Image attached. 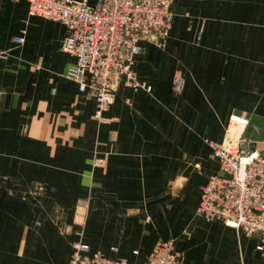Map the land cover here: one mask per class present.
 I'll use <instances>...</instances> for the list:
<instances>
[{
  "label": "crops",
  "instance_id": "1",
  "mask_svg": "<svg viewBox=\"0 0 264 264\" xmlns=\"http://www.w3.org/2000/svg\"><path fill=\"white\" fill-rule=\"evenodd\" d=\"M172 11L166 44L141 42V86L121 82L98 120L68 76L65 26L0 0V264H68L77 242L143 264L161 238L182 264H264L257 236L197 214L211 142L264 148V0Z\"/></svg>",
  "mask_w": 264,
  "mask_h": 264
},
{
  "label": "built area",
  "instance_id": "2",
  "mask_svg": "<svg viewBox=\"0 0 264 264\" xmlns=\"http://www.w3.org/2000/svg\"><path fill=\"white\" fill-rule=\"evenodd\" d=\"M27 2L30 15L65 26L61 48L75 57L68 76L78 83L81 92L95 98L94 117L98 120L114 104L121 82L135 88L141 86L134 71L141 42L163 46L173 26L174 0ZM13 41L22 45L25 37L19 34ZM183 89L184 81L176 79L174 92L181 94ZM210 144L219 169L201 187L197 214L207 220H222L248 236H257V249L264 257V154L241 136H227L220 143ZM74 247L68 264H128L126 259L90 252L86 243L77 242ZM182 262L175 240L159 239L143 264Z\"/></svg>",
  "mask_w": 264,
  "mask_h": 264
},
{
  "label": "rangeland",
  "instance_id": "3",
  "mask_svg": "<svg viewBox=\"0 0 264 264\" xmlns=\"http://www.w3.org/2000/svg\"><path fill=\"white\" fill-rule=\"evenodd\" d=\"M22 45H23V44H22ZM1 54H3V55H7V51H1V52H0V56H1ZM1 57H3V56H1ZM161 239H173V238H161ZM158 240H159V239H158ZM158 240H157V241H158ZM174 240H175V239H174ZM157 241H156V242H157Z\"/></svg>",
  "mask_w": 264,
  "mask_h": 264
},
{
  "label": "water",
  "instance_id": "4",
  "mask_svg": "<svg viewBox=\"0 0 264 264\" xmlns=\"http://www.w3.org/2000/svg\"><path fill=\"white\" fill-rule=\"evenodd\" d=\"M260 153L261 154H264V148L260 150Z\"/></svg>",
  "mask_w": 264,
  "mask_h": 264
}]
</instances>
